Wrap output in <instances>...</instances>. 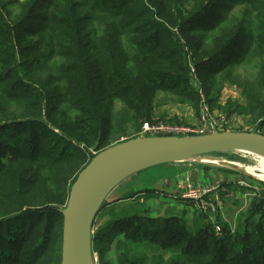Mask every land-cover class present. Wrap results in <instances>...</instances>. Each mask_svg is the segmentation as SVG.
Masks as SVG:
<instances>
[{
    "label": "trees",
    "instance_id": "obj_1",
    "mask_svg": "<svg viewBox=\"0 0 264 264\" xmlns=\"http://www.w3.org/2000/svg\"><path fill=\"white\" fill-rule=\"evenodd\" d=\"M157 1L0 0V264H61V211L78 175L101 151L152 122L148 96L169 92L163 85L200 98L197 87L188 88L192 63L197 71L221 73L229 61L247 60L256 42L261 65L253 81L241 83L246 103L230 106L248 115L257 132L264 129V36L258 41L241 22L221 31L206 59H198L201 45L184 42L182 34L214 32L221 17L209 22L208 14L214 17L221 0ZM16 3L14 20L7 10ZM237 3L254 7L264 30V0ZM24 33L27 47L19 46ZM169 78L185 89L161 82ZM58 83L62 94L54 89ZM117 100L121 108L113 112ZM186 215L110 220L92 234L93 253L122 226L125 240L145 238L149 264H264V198L252 205L243 228L225 224L221 235L207 216L191 225Z\"/></svg>",
    "mask_w": 264,
    "mask_h": 264
},
{
    "label": "rangeland",
    "instance_id": "obj_2",
    "mask_svg": "<svg viewBox=\"0 0 264 264\" xmlns=\"http://www.w3.org/2000/svg\"><path fill=\"white\" fill-rule=\"evenodd\" d=\"M3 1L4 3H10L16 2L17 0ZM24 1L26 0H18V2ZM237 1L238 0H221L219 11L214 12V17L208 14L210 19L209 22L221 17L219 27L214 32H201L188 29L182 34L184 42L201 45V49L199 50L200 57H198V59H202V57L206 59L208 55H205L206 51L211 50L214 42L220 38L221 31L239 27L241 22L245 23L246 27H249L250 32L254 34V37L257 38L258 41H262L261 38L264 36V30L259 26V22L256 19L257 15L255 13L253 14L254 7L248 8L245 5L236 4ZM159 2L158 0L157 4H159ZM7 12L9 18H14L16 16L14 19L16 20L19 13L17 3L10 5ZM166 17L167 15L163 16L162 20H165ZM22 35L24 40L20 39L19 46L27 47L24 41L25 38L29 36L26 37L25 33ZM191 47L192 46H188L187 51L190 53L189 58L194 62L193 54L190 49ZM248 47L247 44L246 49ZM28 53L26 56H28ZM258 53L259 47L255 42L247 60L242 62L236 59L229 61L227 68L223 69L221 73L212 74L207 70L197 71L194 67V63H192L189 75L191 77V83H189L188 88L191 84L197 87L196 90L199 92L200 98L189 97L188 95L187 97H182V95L178 93H171V86L168 88V86L163 85L169 92H155L148 96V98L151 99L149 105L152 109L151 113H153V120L152 122L142 123L141 128L147 123L149 125L161 124L167 128L182 127L190 124L195 125L199 124L204 115L210 114L215 121L221 123L220 128L222 130L256 133L258 129L250 125V117L240 113L241 110L239 108L236 110L235 107L230 105L238 103L245 105L246 93L245 88L243 89L241 87V83L243 81H253L255 68L261 65L260 57L256 55ZM54 72H56L55 68ZM41 76L43 78L46 77L43 74H41ZM166 81L181 85L177 90L185 89L177 80L172 78L161 79V82ZM62 88L63 86L61 83L54 86L58 94L63 93ZM175 89L176 88L173 90ZM182 99H185V102H181ZM120 108L121 102L119 100L112 102L113 112H117ZM140 131L132 133V136L137 137ZM258 133L264 134V129ZM81 148L88 150L85 146ZM248 151H224L215 156L219 158V160H227L237 164L238 166H236L240 169L247 170L249 167H259L255 173L249 172L254 176L252 178L251 176L247 177L237 172L226 173L229 175V179L236 178L235 182H237V184L230 183L224 186V188L217 186L198 191L194 187H189L188 190L181 192L180 195L176 194L177 196L169 195V192L166 194L164 193L165 191L154 190V192L146 193V195L136 196V194H129L130 190L127 188L128 181H124L125 183L123 182L119 187L114 189L104 200V206L95 218L96 220L92 225L91 233L97 235L108 221H116V219L120 218L123 219L129 214L145 215L152 218H169L172 217V215L180 216L182 212L187 213L186 219L188 224L191 225L199 220L201 221L203 217L207 216L208 219L213 222L214 227L217 225L222 227L227 224L232 231L238 230L239 226L243 228V224L246 223L252 205L259 203V200L264 198V163L261 162L262 156L258 153L259 151H251L255 152L254 154L250 153V150ZM91 152L97 154L95 150H91ZM158 167L160 166H156L152 169ZM159 175L160 177L165 176V173L161 172ZM190 188H194L197 192L213 189L212 192L221 191V195L220 197L218 196L219 200H216L217 203L212 202L214 207L209 208V211L205 213L201 207L200 200L193 197L183 198L184 195L189 194ZM124 195L129 196L120 197ZM130 195L133 196L130 197ZM211 199L213 200V198ZM66 207L67 206H63L62 208L64 209ZM256 219H260V216L255 218V220ZM54 221L55 235H61L60 220L55 218ZM116 224L120 225L121 222H116L115 225ZM122 230H124L122 226L113 229L112 236L115 237L113 242H111L112 238H107L99 245L98 250L93 253L94 264H120L121 256L124 255L130 260L140 261L139 264H149L152 255L142 248L146 243L144 240L145 238H139L140 242L138 243H131L125 240V234ZM115 234L117 235L114 236Z\"/></svg>",
    "mask_w": 264,
    "mask_h": 264
},
{
    "label": "water",
    "instance_id": "obj_3",
    "mask_svg": "<svg viewBox=\"0 0 264 264\" xmlns=\"http://www.w3.org/2000/svg\"><path fill=\"white\" fill-rule=\"evenodd\" d=\"M244 148L264 150V134L214 130L202 136L135 137L101 151L78 175L67 207L61 211L64 220L61 264H84L87 246L94 264L92 225L104 200L127 179L156 166L188 162L215 165L252 178L248 169H240L235 163L215 157L224 151L246 150ZM109 181H115L114 185L91 215L92 195Z\"/></svg>",
    "mask_w": 264,
    "mask_h": 264
},
{
    "label": "crops",
    "instance_id": "obj_4",
    "mask_svg": "<svg viewBox=\"0 0 264 264\" xmlns=\"http://www.w3.org/2000/svg\"><path fill=\"white\" fill-rule=\"evenodd\" d=\"M161 172H164L165 176L160 177L159 174ZM228 172L233 173V171L215 165H203L193 162L171 163L168 166L163 165L155 169L139 172L126 181H128L129 194L141 196L155 190L165 191L164 193L166 194L169 192V195L177 196L176 194L180 195L181 192L188 190L189 187H194L196 190L201 191L217 186L224 188L230 183L237 184L235 182L236 178H228L229 175L226 174ZM125 196L128 195L120 197Z\"/></svg>",
    "mask_w": 264,
    "mask_h": 264
},
{
    "label": "built area",
    "instance_id": "obj_5",
    "mask_svg": "<svg viewBox=\"0 0 264 264\" xmlns=\"http://www.w3.org/2000/svg\"><path fill=\"white\" fill-rule=\"evenodd\" d=\"M220 127L221 123L219 121H215L210 114H206L202 117L199 124H190L182 127L167 128L161 124L149 125L147 123L143 125V127L140 129L141 131L138 133L137 137L202 136L205 134L212 133L214 130H217L219 132L225 131L224 129L222 130ZM212 190L213 189H207L202 192H197L194 188H190L189 194L184 195L183 198L193 197L197 200H200L201 207L203 208L204 212L207 213V211H209V208L214 207L213 203H217L216 200H219L218 196L220 197L221 195V191L212 192ZM211 198H213V200ZM214 229L217 235L222 234L221 227L219 225L215 226Z\"/></svg>",
    "mask_w": 264,
    "mask_h": 264
},
{
    "label": "bare ground",
    "instance_id": "obj_6",
    "mask_svg": "<svg viewBox=\"0 0 264 264\" xmlns=\"http://www.w3.org/2000/svg\"><path fill=\"white\" fill-rule=\"evenodd\" d=\"M246 150L244 151H248L250 149H247V148H244ZM250 151H259L258 153L262 156V160L261 162L264 163V150H250ZM259 169L258 168H254V167H249L248 168V171L251 172V173H255L257 170ZM114 182L115 181H109V182H106L102 185V187H100L91 197L90 199V205H89V208H90V212H91V215L96 211V209L100 206V204L102 203V199L105 197V194L106 192L114 185ZM89 251H88V246L86 248V252H85V260H84V264H92V260H90V255L88 254Z\"/></svg>",
    "mask_w": 264,
    "mask_h": 264
}]
</instances>
